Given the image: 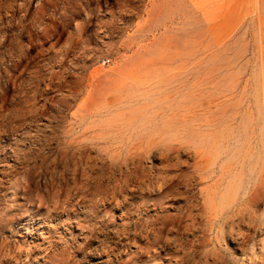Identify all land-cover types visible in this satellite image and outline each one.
<instances>
[{"label":"rangeland","instance_id":"1","mask_svg":"<svg viewBox=\"0 0 264 264\" xmlns=\"http://www.w3.org/2000/svg\"><path fill=\"white\" fill-rule=\"evenodd\" d=\"M225 1L0 0V264H264V0Z\"/></svg>","mask_w":264,"mask_h":264},{"label":"crops","instance_id":"2","mask_svg":"<svg viewBox=\"0 0 264 264\" xmlns=\"http://www.w3.org/2000/svg\"><path fill=\"white\" fill-rule=\"evenodd\" d=\"M139 27L145 31L146 37L154 35V30L172 29L180 20L189 19V14L208 11L218 15L222 6L227 7L225 0H140ZM182 13V16H181ZM227 12H224L226 21ZM222 17H220L221 19ZM135 20H133L134 22ZM135 26L132 25L131 28ZM219 27H222L220 25ZM226 27V25L224 26Z\"/></svg>","mask_w":264,"mask_h":264},{"label":"built area","instance_id":"3","mask_svg":"<svg viewBox=\"0 0 264 264\" xmlns=\"http://www.w3.org/2000/svg\"><path fill=\"white\" fill-rule=\"evenodd\" d=\"M107 61H108V60H103L102 63L104 64V63H106Z\"/></svg>","mask_w":264,"mask_h":264}]
</instances>
